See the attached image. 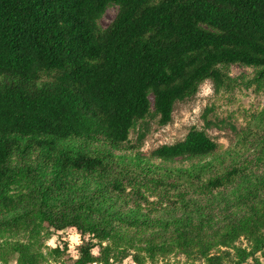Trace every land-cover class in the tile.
<instances>
[{"label":"trees","instance_id":"1","mask_svg":"<svg viewBox=\"0 0 264 264\" xmlns=\"http://www.w3.org/2000/svg\"><path fill=\"white\" fill-rule=\"evenodd\" d=\"M110 6L119 12L102 30L99 21ZM232 66L259 70L264 91V0H0V206L30 208L0 221V231L20 230L37 213L49 229L79 232L76 264H110L111 251L101 243L110 238L113 221L173 230L188 249L230 210L226 203L211 206L216 194L242 184L235 209L257 220L264 182L252 181L246 165L208 162L167 170L86 147L134 150L131 132L138 124L141 144L150 119L168 126L176 104L195 97L208 80L218 92ZM206 126L214 124L206 120ZM220 150L207 130L192 127L185 139L158 147L152 157L204 159ZM35 152L41 164L27 167L34 189L12 197L9 189L18 183L14 157L25 160ZM145 188L170 201V219L122 216L113 197L147 202ZM234 223L223 227L231 237L238 233ZM260 239L258 252L264 251V235ZM53 252L63 254L60 248ZM129 256L123 253L122 260ZM202 258L225 264L222 256Z\"/></svg>","mask_w":264,"mask_h":264},{"label":"rangeland","instance_id":"2","mask_svg":"<svg viewBox=\"0 0 264 264\" xmlns=\"http://www.w3.org/2000/svg\"><path fill=\"white\" fill-rule=\"evenodd\" d=\"M118 12L117 6L107 9L99 21L102 30H106L113 23ZM258 72L259 70L252 68L232 66L228 84L218 92L211 81L203 82L195 97L176 104L171 124L163 127L159 125L158 119H150L149 132L141 144L138 142L141 124H138L131 132L133 145L136 146L132 151H115L98 143L85 146L96 151L110 150L117 157L135 159L167 170L180 171L208 162L224 166L246 165L252 181L264 182V91L258 81ZM206 120L211 121L214 126H206ZM192 127L207 130L220 144L221 150L217 155L170 162L152 157V152L158 147L185 139ZM41 162L38 152L25 160H21L20 156L14 157L12 166L18 183L9 189L12 197L18 198L34 189L27 176V167H37ZM240 187L244 189L242 184L222 194H216L211 206L222 209L226 203L230 210L215 218L214 228H208L203 240L194 238L192 246L188 249L180 246L173 230L163 231L157 227L125 228L117 221L111 224L110 238L103 243L101 240L96 242L110 249V264H138L135 256H138L141 264H206L202 258L203 253L208 256H222L225 264H264V251L258 252L261 246L260 237L264 235V189L258 197V219L255 220L246 210L238 213L235 209V197L240 193L237 191L235 197L234 193ZM142 193L148 199L147 202H141L133 195L119 199L114 196L112 200L117 207H121L124 217L136 216L151 221L160 217L170 219V201L167 198L147 188L143 189ZM156 204L161 207H155ZM29 210L26 203H19L13 210L0 206V221H8ZM29 213L27 212L28 215ZM178 217L180 218V215ZM230 221H235L234 226L238 229V233H234L233 237L223 229ZM254 223L258 224L260 232H253ZM219 231L224 238L218 236ZM81 244V236L76 229L66 228L59 232L49 229L41 216L35 213L24 228L0 231V264H76L79 257L78 247ZM56 248H60L63 253L59 257L53 252ZM125 252L130 256L122 260ZM93 253L95 256H101L99 249ZM247 257L248 261L243 263L242 260Z\"/></svg>","mask_w":264,"mask_h":264}]
</instances>
